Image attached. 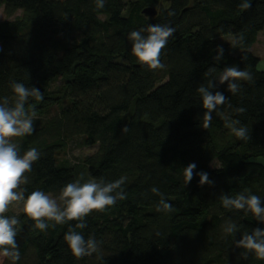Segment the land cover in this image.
Masks as SVG:
<instances>
[{"label": "trees", "instance_id": "1", "mask_svg": "<svg viewBox=\"0 0 264 264\" xmlns=\"http://www.w3.org/2000/svg\"><path fill=\"white\" fill-rule=\"evenodd\" d=\"M0 7L9 17L0 21V106L15 107L13 82L43 95L24 104L34 133L9 141L20 157L31 148L40 153L16 191L23 200L33 191L51 194L65 209L68 183L87 177L103 187L127 177L111 193L126 199L82 220L43 218L41 231L23 210L4 215L17 220L16 248L8 250L19 258L0 264H264L239 244L264 233V70L251 50L264 30V0H104L101 9L96 0H0ZM147 7L154 14H145ZM156 25L175 32L162 50L165 67L149 70L132 53L130 36L139 31L146 39ZM228 34L232 40L217 41ZM230 67L252 80L221 82ZM229 83L239 85L235 94ZM200 87L226 98L207 128ZM54 107L59 111L49 115ZM233 127H246L250 139H237ZM74 137L97 146L81 164L60 157ZM192 163L186 184L184 168ZM200 172L209 182L200 184ZM153 187L173 211L156 210L162 197ZM241 194L259 197V216L247 204L221 203ZM70 233L81 235L86 249L93 240L97 250L75 257L65 240Z\"/></svg>", "mask_w": 264, "mask_h": 264}, {"label": "clouds", "instance_id": "2", "mask_svg": "<svg viewBox=\"0 0 264 264\" xmlns=\"http://www.w3.org/2000/svg\"><path fill=\"white\" fill-rule=\"evenodd\" d=\"M96 7L101 9L104 7V0H96ZM250 3H244L242 8L248 9ZM143 31V30H141ZM149 35L147 38H142L139 31H133L130 39L134 40L132 53L137 57L141 65H146L149 70L163 69L165 65L161 62L162 50L165 49L168 38L171 37L175 28L161 27L160 25L150 26L147 29ZM242 39V37H241ZM210 71H214L210 70ZM251 81L252 76L247 70H237L235 67H230L224 71L221 76V82L224 81ZM11 88L18 97L14 108L9 109L0 106V250L4 256H12L13 259H18V253L9 252V248L15 249L16 243L14 237L16 232L14 226L17 224L16 219H7L4 213L8 210V206L14 201L24 199L23 192H17L24 174L31 171V166L34 162L39 160L40 153L36 148L29 149L23 157L18 156L16 147L10 143L12 137H22L32 135L34 133L33 120L24 111V104L28 98L34 97L36 100H42L43 95L36 88L28 89L23 83L13 82ZM211 86V85H209ZM229 90L235 94L238 91L239 85L237 83H229ZM199 93L203 97V107L207 111L204 114V127L210 126L212 121V112L219 105L225 103L226 98L219 92L215 95L210 94L204 87L199 88ZM237 112L243 113L244 108H238ZM32 116H35L33 111ZM239 124V121L235 122ZM127 131V129H125ZM246 127H233L231 132L239 140L247 142L250 137L247 135ZM196 164H189L184 168L185 183H189L193 179V170ZM200 176V184L203 185L208 181V174L206 172L197 173ZM127 177L122 176L120 179L106 186L101 187L96 182H86L81 186L79 183H68L62 190L61 199L66 201V208L60 211L57 207L56 201L51 199L48 195L41 191H33L26 199L23 205L24 213L32 220L36 221L35 227L44 231L47 225L43 222V218L54 220L57 224L64 222L65 218L71 220H82L93 211L105 212L108 208L114 206L117 200H124L126 197L117 192L116 195H111L116 189L126 181ZM152 192L161 195L160 204L157 206V211H164L165 213L173 211L171 203H165L163 194L155 187ZM221 203L225 208L234 206L236 209H243L245 204L257 216L262 212L260 208V200L257 195H251L247 200L244 195H238L234 199H229L227 196L221 198ZM80 228L84 224L77 225ZM228 232H232L230 227ZM264 233L257 230L255 236L245 235L239 242L240 246L248 250H253L259 260L264 261ZM65 240L71 249L72 254L81 258L85 255H90L91 252L97 250L95 242L89 240L87 249L85 248V241L81 235L70 233L65 236ZM7 246V247H6Z\"/></svg>", "mask_w": 264, "mask_h": 264}, {"label": "rangeland", "instance_id": "3", "mask_svg": "<svg viewBox=\"0 0 264 264\" xmlns=\"http://www.w3.org/2000/svg\"><path fill=\"white\" fill-rule=\"evenodd\" d=\"M20 14H21V11H18L15 15L11 16L10 19H13ZM7 18H9V17L6 16L3 7H0V21L5 20ZM232 38H233V36L231 34L222 35V36L217 37V41L223 43V42H227V41L232 40ZM251 50L257 57L260 58L259 69L264 70V30H262L259 33L257 41L252 45ZM60 84H61V80H59L55 84V86H58ZM58 111H59V107H54L49 112V115L57 113ZM47 115H44V117ZM15 138L16 137H12V138H10L9 141H14ZM96 150H97V146L86 147L82 144L81 137H74L68 142L65 149L60 153V157L68 159V161L71 164H78V163L81 164L82 159L85 156L94 153ZM213 165H217V162L214 161ZM89 180L90 179H88L87 177H83V180L80 182V184L83 185V183L89 182ZM46 195H48L51 199H54L56 201L57 207L60 211L64 210V205H62V203L57 201L51 194H46ZM25 202H26V199L9 205L8 210L4 213V215H6L7 213H11L12 215H18L23 210V205ZM5 258H6V256H4L1 252L0 253V263H4Z\"/></svg>", "mask_w": 264, "mask_h": 264}, {"label": "water", "instance_id": "4", "mask_svg": "<svg viewBox=\"0 0 264 264\" xmlns=\"http://www.w3.org/2000/svg\"><path fill=\"white\" fill-rule=\"evenodd\" d=\"M144 13L147 15H152V14H154V9L151 7H147L144 9Z\"/></svg>", "mask_w": 264, "mask_h": 264}]
</instances>
